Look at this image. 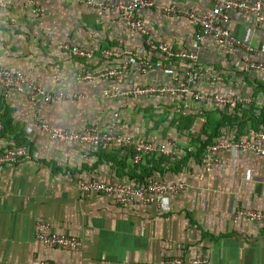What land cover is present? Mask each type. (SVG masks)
Returning a JSON list of instances; mask_svg holds the SVG:
<instances>
[{"label":"crops","instance_id":"0c3cea01","mask_svg":"<svg viewBox=\"0 0 264 264\" xmlns=\"http://www.w3.org/2000/svg\"><path fill=\"white\" fill-rule=\"evenodd\" d=\"M153 1L199 14L213 6L211 0ZM42 6L40 22L21 0H10L9 11H0V69L25 72L49 92L68 96L36 105L27 95L14 91L7 98L0 91V148L16 139L28 150L22 162L0 167V264H161L168 258H181L182 264H264V225L241 213L264 211V158L224 151L212 171L204 168L209 141L228 126L244 138H251V128H264V71L243 73V48L220 47L213 39L198 44L190 21L146 9L139 14L154 39L199 52V69L206 79L197 82L195 90L245 97L251 103L239 112L228 105L195 102L186 109L180 97L105 99L113 81L79 82L77 73L84 67L96 72L120 67L131 54H148L143 38L125 30L124 17L116 9L91 8L78 0H45ZM229 14L228 27L236 38L264 46V24L257 26L253 13ZM62 43L94 51L98 57L92 62L75 58L60 49ZM108 49L118 54L102 58ZM150 59L162 61L164 67L140 74L133 63L125 86L170 84L175 78L184 82L188 63L160 54ZM218 77L223 80L216 81ZM116 112L121 132L166 144L175 152L146 155L134 164L131 149L96 145L82 152L79 145L52 141L38 123L42 119L75 132L89 127L105 131ZM78 176L132 185L160 176L185 189L166 195L164 208L122 206L113 196L80 193ZM42 224H49V234L80 238L83 246H45L37 237Z\"/></svg>","mask_w":264,"mask_h":264},{"label":"built area","instance_id":"2783aa9c","mask_svg":"<svg viewBox=\"0 0 264 264\" xmlns=\"http://www.w3.org/2000/svg\"><path fill=\"white\" fill-rule=\"evenodd\" d=\"M21 1H24L30 7L34 20L40 22L44 14L42 4L45 0ZM78 2L91 8L104 9L108 7L119 11L124 17L125 30L141 36L148 52V54H131L132 56L125 59L120 67L97 72L84 67L77 73L76 79L79 82L113 81L114 86L105 92V99L120 102L126 99L139 100L153 96L180 97L184 100L186 109L191 106L192 102H195L215 107L228 105L239 112L243 111L244 105L251 103V100L245 97L211 95L195 90L194 85L202 79H206V76L199 69V52L174 48L166 42L154 39L151 31L142 21L139 12L146 9L153 10L169 18H184L190 21L195 27V40L198 44L213 39L220 47L243 48L246 55L239 64V69L243 73L250 74L254 71H264V46L255 47L236 38L228 27L230 22L229 12L231 10L249 11L255 15L256 25H262L264 24V0H254L252 3L239 0H211L212 9L203 14L177 4H158L153 0H78ZM9 9L10 0H0V11L7 13ZM10 19L12 23L16 24L15 19L11 16ZM60 49L87 62H92L98 57L94 51L69 43H62ZM116 54L118 53L114 50L108 49L102 51L101 57H114ZM156 54L164 56L169 61H185L188 63L184 82L182 83L179 78H175L170 84H151L133 88L125 86L127 72L133 63L137 66V72L140 74H147L150 71L164 67L162 61L150 59ZM215 80L222 81L223 79L218 77ZM0 91L7 98L14 91L21 95H27L36 105L48 104L57 99H68V96L63 93L49 92L25 72L6 69H0ZM3 115L4 111L0 109V133L4 130ZM38 123L52 141L60 144L79 145L82 152H86L87 149L96 145H109L120 150L131 149L134 164H140L146 155L163 156L175 152L174 148H169L166 144L154 145L141 136L137 137L121 132L120 114L117 112L105 131L89 127L83 132H75L52 127L42 119ZM250 136L251 138H244L235 129L228 126L219 138L209 141L211 143L204 154L205 171L213 170L215 163L218 161L219 153L224 151L247 152L264 158V128L260 130L251 128ZM207 140L209 139L207 138ZM27 153L26 146H17L14 141L8 142L0 148V167L22 162ZM76 182L80 193L87 196H113L116 203L122 206L156 204L159 208H164L166 195L185 189L184 184L179 186L170 185L160 176H156L144 185H132L128 182H103L97 178L86 180L80 176L76 178ZM241 213L251 222L264 225V211L249 209L243 210ZM49 229V224H42L37 235L38 240L45 246L64 250H79L83 246L80 238L54 233L49 234ZM182 263L181 258H168L163 260L161 264ZM35 264L59 263L41 260Z\"/></svg>","mask_w":264,"mask_h":264},{"label":"trees","instance_id":"16d2710c","mask_svg":"<svg viewBox=\"0 0 264 264\" xmlns=\"http://www.w3.org/2000/svg\"><path fill=\"white\" fill-rule=\"evenodd\" d=\"M258 121V120H257ZM260 121V120H259ZM264 123V122H263ZM3 125H4V115H3ZM258 128V127H257ZM4 133V130L2 131ZM210 139V138H209ZM14 142L17 146H24L23 142H18V140L14 139ZM27 148V147H26Z\"/></svg>","mask_w":264,"mask_h":264}]
</instances>
